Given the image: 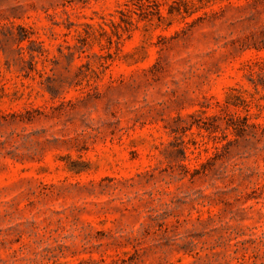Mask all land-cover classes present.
I'll use <instances>...</instances> for the list:
<instances>
[{"label":"rangeland","instance_id":"374dc122","mask_svg":"<svg viewBox=\"0 0 264 264\" xmlns=\"http://www.w3.org/2000/svg\"><path fill=\"white\" fill-rule=\"evenodd\" d=\"M0 264H264V0H0Z\"/></svg>","mask_w":264,"mask_h":264},{"label":"trees","instance_id":"16d2710c","mask_svg":"<svg viewBox=\"0 0 264 264\" xmlns=\"http://www.w3.org/2000/svg\"><path fill=\"white\" fill-rule=\"evenodd\" d=\"M154 4L157 5V3H155V2H154ZM149 6H150V5H148V7H149ZM147 10L149 11V8H147ZM25 39H28V36H24V37L22 38V41L25 40ZM32 42H35V41H32Z\"/></svg>","mask_w":264,"mask_h":264}]
</instances>
